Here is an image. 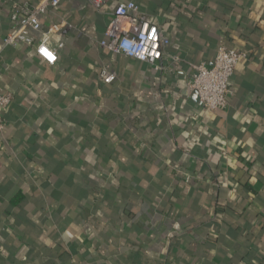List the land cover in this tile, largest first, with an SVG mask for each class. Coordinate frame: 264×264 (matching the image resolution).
<instances>
[{"label": "crops", "instance_id": "0c3cea01", "mask_svg": "<svg viewBox=\"0 0 264 264\" xmlns=\"http://www.w3.org/2000/svg\"><path fill=\"white\" fill-rule=\"evenodd\" d=\"M38 1L0 0V264H264V0H133L171 41L159 71L102 45L129 0H62L55 64L4 47ZM222 42L246 56L207 111L187 80Z\"/></svg>", "mask_w": 264, "mask_h": 264}, {"label": "built area", "instance_id": "2783aa9c", "mask_svg": "<svg viewBox=\"0 0 264 264\" xmlns=\"http://www.w3.org/2000/svg\"><path fill=\"white\" fill-rule=\"evenodd\" d=\"M61 1L12 3L9 17L14 26L3 38L4 47L32 46L45 62L55 64L64 43L54 42L53 35L62 28V25L46 26L44 17L55 11ZM110 1L113 0H89L97 8L106 7ZM106 34L109 40L102 41V45L108 49L145 62L155 70L163 68L165 48L171 41L133 0L119 2L116 5ZM45 50L54 59L46 55ZM245 56V51L229 47L222 42L211 65L204 62L191 64L193 70L187 85L198 94L203 109L216 111L227 108L233 94L231 79L237 64ZM100 76L107 84L113 83L117 78L116 74L107 68L102 69ZM12 100V94L0 87V135L5 131L7 124L3 112Z\"/></svg>", "mask_w": 264, "mask_h": 264}, {"label": "snow or ice", "instance_id": "6c2138e0", "mask_svg": "<svg viewBox=\"0 0 264 264\" xmlns=\"http://www.w3.org/2000/svg\"><path fill=\"white\" fill-rule=\"evenodd\" d=\"M45 54L48 55L50 58L54 59V57H52L51 54L48 53L46 50H45Z\"/></svg>", "mask_w": 264, "mask_h": 264}]
</instances>
